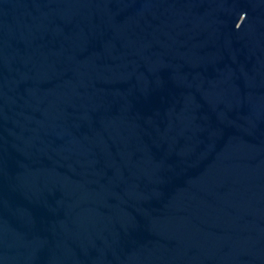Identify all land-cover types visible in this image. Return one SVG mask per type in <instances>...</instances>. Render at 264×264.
<instances>
[{
	"label": "water",
	"instance_id": "1",
	"mask_svg": "<svg viewBox=\"0 0 264 264\" xmlns=\"http://www.w3.org/2000/svg\"><path fill=\"white\" fill-rule=\"evenodd\" d=\"M0 264H264V0H0Z\"/></svg>",
	"mask_w": 264,
	"mask_h": 264
}]
</instances>
